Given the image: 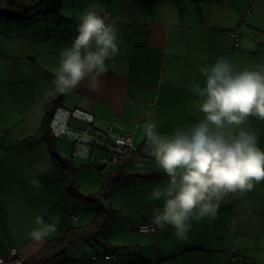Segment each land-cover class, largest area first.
<instances>
[{"label": "crops", "instance_id": "crops-1", "mask_svg": "<svg viewBox=\"0 0 264 264\" xmlns=\"http://www.w3.org/2000/svg\"><path fill=\"white\" fill-rule=\"evenodd\" d=\"M94 3L116 22L121 51L107 62L109 71L101 76L98 90L85 80L61 94L48 137H68L62 132L66 125L79 130L81 124L83 129L84 122L67 112L74 109L92 114V124L115 136L133 132L134 144L146 140L149 121L155 122L158 134L171 136L203 118L200 98L191 90L193 81L204 86L201 67L221 56L238 71L264 64V0H63L59 16L15 20L0 15V256L17 247L29 258L49 239L95 215L94 207L72 201L61 188L64 166L61 170L53 162L41 129L55 93L52 81L60 52L76 38L79 16ZM236 26L241 42L251 40L254 49L235 46ZM245 127L257 134L264 149V120L250 117ZM90 133L104 139L101 132ZM69 137L66 145L56 147L60 155L73 156L76 145ZM25 163H39L42 174L35 178L40 187L31 184L36 171ZM167 179L159 166L152 173L124 178L117 187L120 204L110 199L114 193L108 192L109 205L102 200L116 211L112 223L98 236L74 243L52 264H264V181L250 192L227 196L215 219L193 220L188 239L179 241L170 226L157 232L136 229L162 207L149 194ZM37 215L45 222L60 218L57 231L41 244L29 236ZM231 246L242 257L231 258ZM110 253L116 257H107Z\"/></svg>", "mask_w": 264, "mask_h": 264}, {"label": "clouds", "instance_id": "clouds-1", "mask_svg": "<svg viewBox=\"0 0 264 264\" xmlns=\"http://www.w3.org/2000/svg\"><path fill=\"white\" fill-rule=\"evenodd\" d=\"M77 32L71 45L60 52L52 81L60 94L79 88L85 80L98 90L101 76L109 71L107 62L121 51L117 24L99 4L81 13ZM241 46L254 49L256 45L245 39ZM200 73L204 86L193 81L191 90L200 98L203 118L171 136L158 134L154 121L145 129V151L168 178L149 194L150 200L163 202L155 209L153 224L170 226L179 241L188 239L193 220L215 219L227 196L250 192L264 181V149L257 134L245 127L250 117L264 120V64L238 71L221 56L211 66L201 67ZM31 184L40 187L35 176ZM59 222V216L45 222L43 215H37L30 239L43 243L57 231Z\"/></svg>", "mask_w": 264, "mask_h": 264}, {"label": "trees", "instance_id": "trees-1", "mask_svg": "<svg viewBox=\"0 0 264 264\" xmlns=\"http://www.w3.org/2000/svg\"><path fill=\"white\" fill-rule=\"evenodd\" d=\"M62 3L63 0H0V15H4L13 18L15 20H27L38 16H46L49 14H56L59 16L60 15L59 10L61 8ZM60 102H61V94L55 91V93L50 96L49 101L45 107V114L41 129H43L45 135H47L48 142L54 157L56 159L62 160L64 166L65 182L69 192L72 193V196H74L75 201L80 199L89 200L94 206L95 215L92 218V220H90L88 223L82 225L81 224L73 225L62 231L57 236L49 239L40 248V250L37 253H35V255L26 259L22 257V260L20 262L21 264H52L59 257H61L67 251V249L70 246H72L74 243L80 240L89 239L98 236L100 233H102L112 223L114 216L116 214L115 213L116 211L105 207L102 203V197L103 196L107 197L108 195V190L106 187L111 182L118 181L126 177L121 173L108 176L102 186V189L100 190V192H96V194L92 193V194L84 195L83 193L78 191L80 190L79 184L78 181L74 179L75 178L74 175L78 172L80 167H78V165L75 164L74 156L67 157L65 159L61 157L54 144V140L56 136L52 135V137H48V133H47L48 129L50 130V128H52V121L57 109V105ZM93 122H94V117L92 121L89 122L86 121L85 123L89 125L90 123ZM69 130L70 132L67 135L68 137L70 136L69 138L71 139L73 137H77L78 132H83L89 135H93L90 133L91 129L89 127L79 130H72L69 128ZM81 139L84 140L85 137H81ZM77 140L79 141V137H77ZM91 141H94V139H91ZM145 142H143L142 144H144ZM85 152L86 151H84V153H81L80 155L84 156ZM131 161L133 160L128 159L122 162H131ZM152 162L153 163H150L151 167L149 169V172L146 171L141 173H152L156 171L158 164L154 163V161ZM122 164L123 163L118 164V167L121 168ZM102 168H103V164L101 163L100 167L97 168V170L100 171ZM135 168L137 169V167ZM97 193H100L102 197L100 198ZM72 216L74 217V214ZM231 248L232 246L229 249L230 257H231ZM236 257H242V254L231 258H236Z\"/></svg>", "mask_w": 264, "mask_h": 264}, {"label": "rangeland", "instance_id": "rangeland-1", "mask_svg": "<svg viewBox=\"0 0 264 264\" xmlns=\"http://www.w3.org/2000/svg\"><path fill=\"white\" fill-rule=\"evenodd\" d=\"M65 5H66V1H65ZM81 121L84 122L83 128H85L87 126V124L85 123L86 121H84V120H81ZM80 127H81V124L77 125L76 129H80ZM88 127L90 129H94L95 131L101 132L103 134L104 139L102 140V142L100 140H98L97 138L94 141L86 140V139H84V140L79 139V141H78L77 137H73L72 138L73 140H71V142H70L73 145L76 144V151L74 153H71L72 149H70L69 153L73 154L74 161H75V159L77 161V162H75V164H77L78 167H80L78 172L74 175L75 176L74 179H76L78 181V184H79V189H80V190H78L79 192L83 193L84 195H88V194H92V193L96 194V192H100V190L102 189V186H103L104 182L106 181L107 177L111 176L115 173L114 169H117L118 164H120V163H123L121 168L118 167L120 171L116 170L115 174L121 173L122 175L126 176L124 178L134 176V175H138V174L144 175V173H141L138 169L135 168L132 161L131 162H120L118 164L117 163H111L110 165H108L107 168H104L101 171L97 170V168L100 167V164L102 162L101 158L103 156L107 157L110 154V152L108 151V149L105 146L106 141H109V140L111 141L113 136H115V135L112 134L108 128H105L102 126H97L95 123L94 124L90 123L88 125ZM145 141L146 140H144L140 143H135L134 146H140ZM67 142H68V137L66 135L65 136H59L54 140V144L56 147H58L59 144H61L62 146L66 145ZM99 143H101V144H99ZM79 146H81V148ZM49 148H50L49 151L51 152L52 157L55 159L53 162L55 163L56 166L61 167V170H62V167H63L62 160L56 159L53 155V152L51 150L50 145H49ZM82 148H85V149H82ZM84 151H86L84 156L80 155L81 153H84ZM61 157H63L65 159L67 156H65V154L61 153ZM152 161H154V163H156L155 160H152ZM24 165L28 166L27 169L29 168V165H30V170L36 171V174H34V176L37 177L38 174H42V171L40 170L39 163H33V164L29 163V165L27 163H25ZM110 166H111L110 170L107 171V169ZM20 173H21V171H20ZM123 179H121L119 181H113L110 184H108L106 187L109 194L114 193L113 195H111L110 199H112V201H114V203L116 205L120 204L119 203V197H118L119 191L117 190V187H118V184ZM25 180L28 181V179H25ZM60 183H61V188H64L65 190L67 189L66 191L68 192V194H71V197H72V193H70L68 188H67V185L65 182V177L63 178V180L61 179ZM55 187L59 188V185H56ZM97 194L99 195L100 198L102 197V195L100 193H97ZM102 200H104V202H106L107 205H109V201L107 200V198L105 196L102 197ZM72 201H74V196H73ZM80 201H81V199H80ZM79 203L80 202H77V205ZM82 204L84 206L89 205V206L94 207L93 204L89 200L82 199V202L80 205H82Z\"/></svg>", "mask_w": 264, "mask_h": 264}, {"label": "built area", "instance_id": "built-area-1", "mask_svg": "<svg viewBox=\"0 0 264 264\" xmlns=\"http://www.w3.org/2000/svg\"><path fill=\"white\" fill-rule=\"evenodd\" d=\"M109 16L110 14L107 13ZM232 34L235 36V46H241V31L240 27L236 26L232 29ZM77 111L81 110H67L69 116L76 117L80 120L92 121L93 115L88 114L85 111H81L83 113L79 114ZM86 113V114H85ZM64 134H68L70 132L68 125L64 127L62 130ZM93 135H89L87 133L78 132L77 137L81 139V137H85L86 140L95 139L92 137ZM103 139L100 141L102 142ZM101 144V143H99ZM106 148L110 152L107 157H102L103 168H107L111 163H119L122 161H126L128 159H132L133 164L140 172H149L151 167L150 163H153L151 160H155L152 156L148 155L145 151L146 142L141 146H134L133 143V134L127 133L124 136H113L112 140L106 141ZM101 169V170H102ZM100 170V171H101ZM153 216L147 218L140 222L136 229L142 232H157L163 227H157L153 224ZM74 218L76 216L74 215ZM237 255H241V252L236 248V246H232L231 248V257H235ZM22 253L17 247H11L10 252L7 256H0V264H19L22 260ZM107 257L113 259L116 257V253L108 254Z\"/></svg>", "mask_w": 264, "mask_h": 264}]
</instances>
